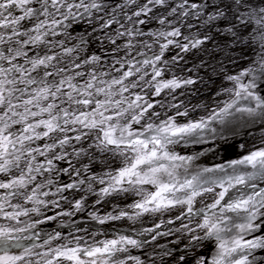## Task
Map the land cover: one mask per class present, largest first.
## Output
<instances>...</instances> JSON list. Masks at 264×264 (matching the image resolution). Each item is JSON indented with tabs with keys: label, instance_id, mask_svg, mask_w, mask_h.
Masks as SVG:
<instances>
[{
	"label": "snow or ice",
	"instance_id": "1",
	"mask_svg": "<svg viewBox=\"0 0 264 264\" xmlns=\"http://www.w3.org/2000/svg\"><path fill=\"white\" fill-rule=\"evenodd\" d=\"M0 264H264V0H0Z\"/></svg>",
	"mask_w": 264,
	"mask_h": 264
}]
</instances>
